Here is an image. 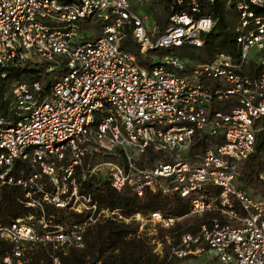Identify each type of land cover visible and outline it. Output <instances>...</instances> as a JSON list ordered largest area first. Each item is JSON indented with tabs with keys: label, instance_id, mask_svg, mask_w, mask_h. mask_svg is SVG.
Returning <instances> with one entry per match:
<instances>
[{
	"label": "built area",
	"instance_id": "built-area-1",
	"mask_svg": "<svg viewBox=\"0 0 264 264\" xmlns=\"http://www.w3.org/2000/svg\"><path fill=\"white\" fill-rule=\"evenodd\" d=\"M227 2L241 14L239 63L225 53L199 64L168 54L147 67L121 47L127 32L143 55L185 43L200 47L215 19L198 0H173L179 9L163 30L141 12L151 0H0V85L9 65L48 62L49 70H64L45 94L40 81L16 84L11 116H0V188H21L33 209L0 219V241L10 247L0 252V264H63L57 251L84 248L87 228L104 219L136 221L142 232L147 223L169 228L184 216L205 215L209 221L183 232L164 264L209 253L216 264H264V194L239 185L264 128L257 122L264 118V16L250 10L264 0ZM95 15L103 32L89 39L81 21ZM253 48L257 59L250 57ZM251 62L252 74L242 73ZM229 98L239 105L216 108ZM197 135L220 142L189 161L180 155ZM151 150L167 160L150 162ZM110 155L117 160H96ZM23 161L34 171L16 174ZM104 174L116 191L189 198L190 211L127 217L103 207L79 175ZM48 207L58 213L47 214ZM62 211L73 218L58 220ZM39 250L43 255L35 257Z\"/></svg>",
	"mask_w": 264,
	"mask_h": 264
},
{
	"label": "trees",
	"instance_id": "trees-1",
	"mask_svg": "<svg viewBox=\"0 0 264 264\" xmlns=\"http://www.w3.org/2000/svg\"><path fill=\"white\" fill-rule=\"evenodd\" d=\"M68 1V0H66ZM206 14H210L215 19L212 30L203 35V45L196 47L185 43L179 47L161 48L152 51L147 55L140 52L139 45L128 31L121 41V47L129 53L134 54L142 66L151 67L154 65L153 57H162L168 54H175L188 59L195 64L210 63L220 53L232 56L236 63L240 62L239 47L236 44L237 26L241 19V14L234 4H229L227 0H198ZM173 0H151L149 9L153 12V18L161 30L169 23V16L179 8L174 6ZM250 10L255 16H264V6L250 5ZM91 20V19H90ZM103 22L98 21L92 30L89 39L98 38L103 32ZM50 63H35L28 61L25 65H9L5 67L6 77L2 79L0 85V116L10 117V106L14 99L13 88L19 82L40 81L43 85V93H48L53 83L64 73L63 68L49 70ZM253 63L242 66V73L251 75ZM239 105L236 99L229 98L216 104V108L228 112L231 106ZM264 125V118L257 121ZM220 142V139H213L207 136L197 135L190 148L191 153H200L212 144ZM155 159L167 160L158 152H149V161ZM97 161L117 160L115 155L97 156ZM34 171L27 162H19L16 165L15 173L21 174ZM264 171V128L257 134L255 151L243 162L240 188L246 190L253 187L264 194V182L259 179V174ZM81 187L94 193L96 199L103 207L110 209H120L127 217L140 212L161 210L170 215H185L190 211L189 198H181L177 195H163L160 191L153 192L146 190L144 196L139 197L132 189L126 188L123 191L112 189L107 180L98 176H91L85 180L79 175ZM247 191V190H246ZM24 191L18 187L0 188V219L10 220L27 216L33 209L26 206L23 200ZM58 213L53 208H47V214ZM73 215L60 212L58 220H70ZM209 216H202L200 223L208 222ZM197 227L181 221L167 228L165 233L177 232L179 237L183 232L196 231ZM149 235L147 231H139V224L136 221L125 222L116 219H104L87 228L82 249L67 247L66 250L57 251L63 264H164L168 254L161 255L155 251L156 243H152L155 238L165 235ZM180 239V237H179ZM179 242V240H178ZM6 242L0 241V252L5 253L9 249ZM43 255L39 250L35 257ZM168 264H173L170 260Z\"/></svg>",
	"mask_w": 264,
	"mask_h": 264
},
{
	"label": "rangeland",
	"instance_id": "rangeland-1",
	"mask_svg": "<svg viewBox=\"0 0 264 264\" xmlns=\"http://www.w3.org/2000/svg\"><path fill=\"white\" fill-rule=\"evenodd\" d=\"M141 12L143 13H147L150 15V22L151 24L153 23L152 21L154 20V16H153V12L152 10H150L149 8L145 7L141 9ZM100 19L97 17V15L93 16V18L91 20L88 19H84L81 21V27H82V32L86 37H89L92 33L93 28L95 27V25L97 24V22ZM250 57L251 59H257L258 55H257V48H253L250 51ZM188 150V149H187ZM196 154H200V153H196ZM181 157L187 158L189 161H194L199 159L198 156H195V153H191L190 150L188 151H184L181 152ZM175 158V156H174ZM100 175H102V172H99ZM106 179V174L103 175V180ZM241 185V184H239ZM247 192L252 193L253 195H259L261 194L260 191H257L256 189H254L253 187H248L246 188ZM202 216H184L182 218L181 221H187L188 224L192 225L193 227H197L198 226V221L199 219H201ZM167 228L163 227L161 225H152L147 223L144 227L142 231H148L149 234L152 235H157L160 233H165V230ZM177 232L174 233H165V235L163 237L160 238H156V242L157 245L155 247V251L160 253L161 255H164L165 253L170 254L173 247L178 245V240L179 237H176ZM212 256L211 253L207 254V255H202L200 257H197L195 259H173V264H216L212 258H210Z\"/></svg>",
	"mask_w": 264,
	"mask_h": 264
}]
</instances>
